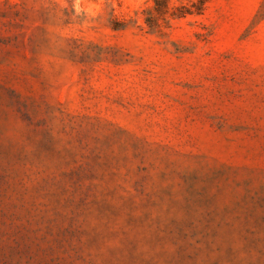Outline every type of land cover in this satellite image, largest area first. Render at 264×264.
I'll return each mask as SVG.
<instances>
[{"label": "rangeland", "instance_id": "obj_1", "mask_svg": "<svg viewBox=\"0 0 264 264\" xmlns=\"http://www.w3.org/2000/svg\"><path fill=\"white\" fill-rule=\"evenodd\" d=\"M0 264H264V0H0Z\"/></svg>", "mask_w": 264, "mask_h": 264}]
</instances>
